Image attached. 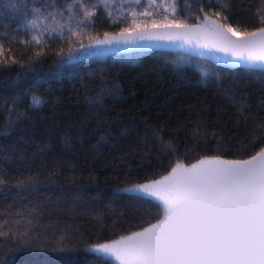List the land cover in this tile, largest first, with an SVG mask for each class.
I'll use <instances>...</instances> for the list:
<instances>
[{"label": "trees", "instance_id": "16d2710c", "mask_svg": "<svg viewBox=\"0 0 264 264\" xmlns=\"http://www.w3.org/2000/svg\"><path fill=\"white\" fill-rule=\"evenodd\" d=\"M83 2L90 6L93 0ZM170 2L176 4L181 17L186 4L195 5V0ZM219 2L229 5V9L206 6L205 12L212 15L221 11L234 26L250 31L260 26L256 13L259 0ZM216 3L213 0V5ZM111 11L109 17L98 9L88 32L101 36L126 26V22H118L127 15L120 0H115ZM192 12L194 22L201 13L195 6ZM4 24L8 27L4 28ZM16 27L14 22L0 20V37ZM20 39L30 37L21 33L11 53L6 52L18 63L0 64V157H9L0 159V179L6 182L0 192L5 187L13 188L17 178L33 174L40 175L42 186L30 197L17 195L15 189L10 196L0 195V223L5 216L13 221L21 219L16 215L20 212L25 219L34 221L28 225L22 220L16 225L21 230L30 227L52 237L55 225L64 227L70 236L64 252L35 246L3 247L11 245V238H0V258L11 264H90L91 256L83 251L88 245L136 231L160 217L155 205L143 204L136 197L117 194L115 190L164 175L177 158L185 164L205 155L247 158L248 129L235 127V113L215 87L206 90L197 86L193 69L179 76L174 73L165 62L172 59V52L98 57L58 67L56 53L61 47L67 52V40L50 41L37 61L35 50L21 45ZM0 42L8 47L6 39ZM241 77L236 85L253 103H259L264 84L242 74ZM101 84L114 88L119 95L106 98L98 112L90 111L85 98L101 94ZM33 95L45 101L38 110L28 107ZM17 96L24 103L14 106L12 101ZM18 112H26L27 118L17 121ZM9 121L16 122V126L5 135L4 126ZM201 124L207 126L209 133L226 124L223 143L211 138L207 143L194 140L193 130ZM150 129H162L165 140L171 139L177 145V154L162 152L160 141ZM54 165H58V171L50 191L49 182L43 177ZM74 185L81 188L79 199ZM32 209L36 210L34 215L28 216Z\"/></svg>", "mask_w": 264, "mask_h": 264}, {"label": "snow or ice", "instance_id": "6c2138e0", "mask_svg": "<svg viewBox=\"0 0 264 264\" xmlns=\"http://www.w3.org/2000/svg\"><path fill=\"white\" fill-rule=\"evenodd\" d=\"M115 0H93L90 6L83 0H0V20L16 23L11 33L4 32L0 41L6 39L8 47L0 42V64H16L11 55L17 37L23 33L30 39H20L26 48L31 46L37 61L50 41L67 40V52L61 47L56 53L57 66L76 65L89 56L102 54L120 42L136 40L167 42L174 50L172 59L166 64L178 76L189 69L196 72V84L210 89L234 111L236 128H247L245 140L247 158L226 159L220 154L205 155L195 163L185 164L179 158L166 175L146 183L133 184L123 191L135 195L143 204L155 205L161 218L149 223L138 231H130L117 239L88 245L86 252L91 256L90 264H264V89L259 103H253L236 85L238 78L248 77L264 84V0H259L256 13L259 27L253 30L234 26L230 17L215 11L212 15L205 7H219L227 11L229 5L213 0H195V5L186 4L181 17L177 6L170 0H120V7L127 12L119 18L125 24L116 35L105 32L103 38L88 32L97 10H104L112 16L111 8ZM202 14L191 20L192 8ZM163 8L161 14L160 9ZM143 9V10H141ZM215 17V19L213 18ZM116 22V21H114ZM4 28L8 25L4 24ZM88 40V44L84 40ZM231 77V81L226 77ZM95 97H86L90 111L98 112L106 98H114L119 93L106 84H101ZM41 98L30 97L28 107L38 110ZM14 106L24 103L19 96L13 98ZM27 118L26 112L17 113V121ZM16 122L9 121L4 126L7 135ZM209 133L206 125L197 126L193 139L197 142L211 138L222 144L223 128ZM158 147L169 156L176 155L177 145L165 140L162 129H150ZM103 140V137H101ZM99 143V141H98ZM249 152L254 154H248ZM0 159H9L7 155ZM58 165L48 170L43 179L49 182V190L55 184ZM73 181L75 179V169ZM0 179V186L5 185ZM39 174L17 178L13 188L5 187L0 195L30 197L41 187ZM77 189V199L81 188ZM63 191V189H61ZM24 198V196H21ZM35 209L27 215L33 216ZM21 219L10 220L7 216L0 223V238L11 245L3 247L50 248L54 252L68 249L69 232L64 227L53 225L52 237L46 233H36L30 227L22 230V220L28 225L33 219H25L24 213H16ZM7 228V231H5ZM0 264H11L0 258Z\"/></svg>", "mask_w": 264, "mask_h": 264}, {"label": "water", "instance_id": "95a60500", "mask_svg": "<svg viewBox=\"0 0 264 264\" xmlns=\"http://www.w3.org/2000/svg\"><path fill=\"white\" fill-rule=\"evenodd\" d=\"M200 18L202 19V14L200 16ZM214 18V17H213ZM197 19V18H196ZM215 19V18H214ZM195 22V21H194ZM112 35H116L119 33L118 32H108ZM103 35L102 34L101 36H99L100 38H103ZM85 44H88L85 43ZM105 48L107 49H110L108 51H105L103 52L102 54H98V55H93V56H89L88 59H92V58H98V57H107V56H118V55H128V54H132V53H142V52H154V51H163V52H174V50L170 47H167V42H162V41H152V40H136V41H133V42H130V43H124V42H120L118 44H113L111 46H104ZM88 59H85V60H88ZM85 60H81V61H85ZM79 61V62H81ZM65 65H69V64H65ZM196 161L192 162V163H195ZM184 163V162H182ZM191 164V163H190ZM187 165V164H186ZM170 171V170H168ZM167 173H165L164 175H166ZM160 177L158 178H155V179H159ZM150 180H154V179H150ZM150 180H147V181H143V182H140V183H146ZM136 184H139V183H136ZM133 185V184H132ZM131 185L129 186H125V187H121L117 190H115V193L117 194H122V195H128V196H133L135 197V195L131 194V193H128V192H125L123 191L125 188L127 187H130ZM161 218V214H160V217L158 219ZM157 219V220H158ZM157 220H155L154 222L152 223H156ZM148 226V225H147ZM147 226H144V227H147ZM140 230V229H138ZM136 230V231H138ZM124 235H127V234H124ZM120 236V235H119ZM119 236H117L116 238L114 239H117ZM112 240V239H111ZM106 242V241H105ZM85 253L86 252V248L83 250Z\"/></svg>", "mask_w": 264, "mask_h": 264}]
</instances>
